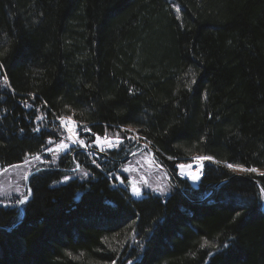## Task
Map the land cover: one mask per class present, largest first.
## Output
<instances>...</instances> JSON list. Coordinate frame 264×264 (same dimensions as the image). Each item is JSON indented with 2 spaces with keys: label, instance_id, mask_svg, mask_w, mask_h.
<instances>
[{
  "label": "trees",
  "instance_id": "16d2710c",
  "mask_svg": "<svg viewBox=\"0 0 264 264\" xmlns=\"http://www.w3.org/2000/svg\"><path fill=\"white\" fill-rule=\"evenodd\" d=\"M0 53V168L62 116L87 143L131 129L173 184L134 197L122 147L62 154L0 204V264H264V176L226 167L264 172V0H0Z\"/></svg>",
  "mask_w": 264,
  "mask_h": 264
},
{
  "label": "rangeland",
  "instance_id": "374dc122",
  "mask_svg": "<svg viewBox=\"0 0 264 264\" xmlns=\"http://www.w3.org/2000/svg\"><path fill=\"white\" fill-rule=\"evenodd\" d=\"M4 85V80L1 78L0 73V86ZM66 124L61 125V135L60 138L55 140L49 141V145L47 148H52L54 151L49 152L46 149L39 154V159H34L33 157L27 158L21 164L0 168V204L7 205L9 202L13 200H18L25 195H28V187H27V180L28 177L35 171L39 170L40 168L50 167L53 166L58 157L62 154L75 153L76 151H80L83 149L87 156L93 160V162L97 163L95 159L98 156L97 152L105 154L107 151L111 149H120L122 147L123 153L127 155L121 159V164L118 166L116 171V177L118 176L119 179H116V185H124L128 188L129 192L132 196L131 184L135 182L137 186L141 190L140 196L134 197H142L144 192H151L157 195H166L169 193L170 189L173 187V184L170 182L169 177L167 176L166 172L161 168V166L157 163L154 157L153 151L150 149L149 144L139 139V136L129 128H122L120 130H115L107 133L109 138H115L117 134H119L120 138L123 140L122 144L114 146L112 148L107 147V143L104 142L103 138L105 135L100 136L101 141L94 144L93 141L96 140V136H93V141L91 143L86 142V138L82 137V133L88 132L84 131V127H79L73 125L70 122H67V118H65ZM61 124V123H60ZM69 128H73L76 132L79 133V139L84 140L88 147L78 146V144H73L68 139L69 136H72V133L68 131ZM129 137H137V139H130ZM76 137H73L75 139ZM63 139L65 143L69 145L68 149L65 151L56 152L55 148L56 145L59 144L60 140ZM114 142V140H113ZM146 145V147H145ZM75 148V149H74ZM104 148V151L100 149ZM89 150L97 151L96 156L90 153ZM84 153V152H82ZM195 158V157H194ZM203 161H198L191 158L188 161H185L184 164H191V168L185 169V172H193L195 169H199L201 175V167ZM78 163L75 165L73 169H77ZM128 168V171H124L125 168ZM76 170V171H77ZM232 170V169H231ZM257 172L253 173H261L259 169ZM233 171V170H232ZM180 169H178V175ZM235 173H246L241 171H234ZM27 174V178L25 179V175ZM81 173H75V175H79ZM187 175L181 176L185 178ZM123 180V183H121ZM63 181H65L63 179ZM157 186L162 188H167L165 192L154 191Z\"/></svg>",
  "mask_w": 264,
  "mask_h": 264
},
{
  "label": "snow or ice",
  "instance_id": "6c2138e0",
  "mask_svg": "<svg viewBox=\"0 0 264 264\" xmlns=\"http://www.w3.org/2000/svg\"><path fill=\"white\" fill-rule=\"evenodd\" d=\"M176 10L179 11V8H177ZM0 55H2V53H0ZM0 67H3V65H0ZM4 83H5V85H7V83H8L7 77H4ZM193 83H195V81H193ZM39 118L40 117H37V119H39ZM57 119L60 120L61 125H65L66 124V120H65L64 117L58 116ZM67 122H70L73 125H75V123H76L75 121H72L71 120V117H68L67 118ZM38 130L39 129H34V131H38ZM83 130L84 131H88V132L91 131V129H89V128H84ZM68 131L72 133V136H69L68 137V139L71 141V143L78 144V146H82V147H88V145L85 143L84 140H80L79 139V133L78 132H76L73 128H69ZM73 137H76V138L73 139ZM129 138L130 139H137V137H129ZM103 140H104L105 143H107V147L108 148H112L114 146H117L119 144H122V142H123V140L120 138L119 134H117V136L115 138H109L107 136V133H105V136H104ZM113 140H114V142H113ZM100 141H101V137L97 135L96 136V140L93 141V143L96 144V143H98ZM68 147H69V145L67 143H65V141L63 139H61L60 142H59V144L56 145L55 151L56 152L65 151V150L68 149ZM145 147H146V145H145ZM46 150L49 151V152H53L54 151L52 148H47ZM100 150L101 151H104V148H101ZM33 158L34 159H39V155H36ZM169 159H173V157H169ZM193 159L198 160V161H204V160H212L213 157H211V156H201V157H195ZM25 162H27V161H25ZM13 167H15V166H13ZM80 167H81L80 165H77V168L78 169ZM191 167H192L191 164H184V163L177 164V168L180 169L179 174L181 176L188 175L189 178L191 180H193V181L199 180V178H200L199 169H197L196 172H187V173L185 172V169H188V168H191ZM226 167H228L229 169H232L233 171H241V172H257L258 171L255 168H244L242 165H238V164L234 165V164H231V163H227L226 164ZM124 171H128V168L126 167L124 169ZM83 174L84 175H88L87 172H84ZM260 175L261 176H264V172H261ZM26 178H27V174L25 175V179ZM115 178L116 179H119L118 176L115 177ZM63 179L65 181H67L70 178L68 176H65ZM121 183H123V180H121ZM131 190H132V194L134 196H140L141 195V190H140V188L137 186V184L135 182H133L131 184ZM154 191L165 192V191H167V188H162V187L157 186V188H155ZM30 195H31V190L29 189L28 190V195H25L22 198L16 200V204H18V205L25 204L29 200V196ZM260 195H261V199H264V187H262L260 189ZM239 215H240V213L237 212L236 213V216H239ZM234 219H235V217H234ZM206 243H208V242L205 241L204 244H201L200 245V247L203 248ZM209 255H211V253H209ZM112 264H116V261H113Z\"/></svg>",
  "mask_w": 264,
  "mask_h": 264
},
{
  "label": "water",
  "instance_id": "95a60500",
  "mask_svg": "<svg viewBox=\"0 0 264 264\" xmlns=\"http://www.w3.org/2000/svg\"><path fill=\"white\" fill-rule=\"evenodd\" d=\"M101 154H102V153H101ZM186 179L190 182V184H191L193 187H197L199 180H197V181H193V180H191V179L189 178L188 175L186 176ZM263 210H264V208H263Z\"/></svg>",
  "mask_w": 264,
  "mask_h": 264
},
{
  "label": "bare ground",
  "instance_id": "6f19581e",
  "mask_svg": "<svg viewBox=\"0 0 264 264\" xmlns=\"http://www.w3.org/2000/svg\"><path fill=\"white\" fill-rule=\"evenodd\" d=\"M197 171V169H195L193 172H196Z\"/></svg>",
  "mask_w": 264,
  "mask_h": 264
}]
</instances>
